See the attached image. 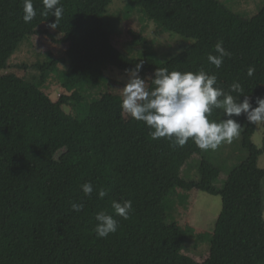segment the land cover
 I'll use <instances>...</instances> for the list:
<instances>
[{"label":"trees","instance_id":"16d2710c","mask_svg":"<svg viewBox=\"0 0 264 264\" xmlns=\"http://www.w3.org/2000/svg\"><path fill=\"white\" fill-rule=\"evenodd\" d=\"M32 2L37 15L25 23L23 0H0V72L34 36L46 35L65 51L38 54L30 68L42 84L64 68L63 89L71 92L53 101L30 80L0 83V264H264V149L253 142L256 123L241 115L246 156L219 186L222 169L207 151L191 138L183 147L152 139L144 122L122 112V97L106 91L110 78L104 76L109 66L128 72L139 63L149 78L157 68L203 69L225 92L239 82L242 94H230L241 102L250 97L255 107L264 97V6L246 19L220 0H128L161 32L193 41L172 54L130 31L143 46L131 57L112 43L107 12L113 0H60L64 12L52 32L44 27L55 17L41 15L42 0ZM218 41L231 54L219 69L207 60ZM147 86L154 87L150 79ZM222 115L213 109L209 120ZM196 155L202 157L199 180H187L182 169ZM84 183L93 185L91 196L82 192ZM193 189L222 198L202 263L182 255L188 234L173 221L179 191ZM113 200L132 201L129 219L114 214ZM72 203L83 209L73 211ZM100 211L118 221L106 238L94 231Z\"/></svg>","mask_w":264,"mask_h":264},{"label":"clouds","instance_id":"9594fccd","mask_svg":"<svg viewBox=\"0 0 264 264\" xmlns=\"http://www.w3.org/2000/svg\"><path fill=\"white\" fill-rule=\"evenodd\" d=\"M44 12L55 17L48 27L55 29L62 18L64 9L60 0H42ZM23 21L31 22L37 15L32 0H23ZM215 55L209 53L207 60L219 69L225 57L231 54L224 48L223 41L215 46ZM143 63L127 72L128 80L120 93L122 95L121 109L136 121L144 122L149 127L152 139L166 138L173 147H183L191 138L201 150H215L222 143H231L233 138L240 135L241 125L232 117L242 114L250 123L264 122V97L255 100L253 107L251 98L243 96L241 102L230 92L242 94L239 82L230 85V92H225L217 85V76L209 75L203 69L198 72L169 71L168 68H157L150 79L154 86L151 90L146 87V78H141L140 70ZM256 69L250 66L247 75L252 77ZM213 109H223L226 119L219 122L209 120ZM85 196H91L94 191L91 183L81 185ZM107 195L104 189L98 192L99 198ZM75 212L83 209V204L72 203ZM116 216L129 219L132 211V201L123 200L111 203ZM97 221L94 229L97 238H106L118 229V221L112 214L100 211L96 214Z\"/></svg>","mask_w":264,"mask_h":264},{"label":"rangeland","instance_id":"374dc122","mask_svg":"<svg viewBox=\"0 0 264 264\" xmlns=\"http://www.w3.org/2000/svg\"><path fill=\"white\" fill-rule=\"evenodd\" d=\"M128 1V0H127ZM126 0H113L107 12L108 26L112 32V43L131 57H139L143 46L134 40L130 31L140 33L148 43L156 47L179 50L183 46L189 45L193 41L171 33L161 32L155 22L148 16L144 8L139 3H130ZM234 12H238L246 19L253 18L264 6V0H220ZM44 29L52 30L49 27ZM65 51V46L53 43L46 35L34 36L32 45L25 46L22 50L13 55L9 68L0 72V83H17L21 80H30L45 92L53 101H58L63 93L71 92L63 88L64 68H60L57 73L51 75L48 82H41L39 75L30 66L39 58L37 55L46 56L48 53L59 56ZM176 51L171 52L174 54ZM158 55L157 52H154ZM40 59V58H39ZM24 66V67H22ZM66 69V68H65ZM104 76L109 79L106 91L119 95L120 89L127 83V72L113 67L104 69ZM146 78L148 84V76ZM146 84V87L148 88ZM99 90V89H98ZM97 90V91H98ZM70 111V108L67 109ZM224 111L221 120L226 119ZM241 125L240 135L233 138L231 143H222L215 150H207V156L211 162L222 169L219 179V186L226 181L229 172L245 158V151L242 148V130L245 122L242 116L232 117ZM220 120V121H221ZM253 142L264 149V122L256 123V131ZM202 157L193 156L183 170V175L187 180H199V168ZM259 167L264 169V155L259 159ZM183 197H176V208L173 214V221L187 231V239L183 245L182 255L193 259L197 263L207 260L210 255L211 240L214 235L217 219L222 210L221 196L211 195L207 192L193 189L189 191L180 190ZM264 197V182H263Z\"/></svg>","mask_w":264,"mask_h":264}]
</instances>
